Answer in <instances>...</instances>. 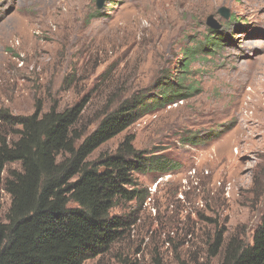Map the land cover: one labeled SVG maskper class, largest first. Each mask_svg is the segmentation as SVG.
Returning a JSON list of instances; mask_svg holds the SVG:
<instances>
[{
	"label": "rangeland",
	"instance_id": "1",
	"mask_svg": "<svg viewBox=\"0 0 264 264\" xmlns=\"http://www.w3.org/2000/svg\"><path fill=\"white\" fill-rule=\"evenodd\" d=\"M97 2L0 0V112L85 101L77 129L87 133L132 96L159 94L190 62L184 100L91 156L114 154L134 135L158 165L134 176L139 198L112 210L126 223L121 239L84 264H220L215 235L250 242L264 214V49L245 52L236 39L264 41V0ZM213 31L220 46H206ZM0 132L10 134L1 121ZM19 167L9 164L3 178ZM10 203L2 191L3 219Z\"/></svg>",
	"mask_w": 264,
	"mask_h": 264
},
{
	"label": "trees",
	"instance_id": "2",
	"mask_svg": "<svg viewBox=\"0 0 264 264\" xmlns=\"http://www.w3.org/2000/svg\"><path fill=\"white\" fill-rule=\"evenodd\" d=\"M213 32L218 38L207 40L206 46H220L223 39ZM189 66L183 64L175 79L166 78L159 94L132 96L87 133L77 129L85 101L47 112L38 102L26 116L0 112L11 134L0 132V264H84L121 239L126 223L112 210L120 201L139 198L134 176L154 171L158 164L135 148L134 135L114 154L90 158L142 117L184 100ZM13 163L19 169L4 179ZM2 191L11 199L4 219ZM211 254H221L220 264H264V214L250 242L233 237L226 243L218 232Z\"/></svg>",
	"mask_w": 264,
	"mask_h": 264
},
{
	"label": "clouds",
	"instance_id": "3",
	"mask_svg": "<svg viewBox=\"0 0 264 264\" xmlns=\"http://www.w3.org/2000/svg\"><path fill=\"white\" fill-rule=\"evenodd\" d=\"M236 39L239 40V48L245 52H250L254 48L264 49V41L261 40H245L243 34H237ZM237 51V50H236ZM240 55L241 53L237 51Z\"/></svg>",
	"mask_w": 264,
	"mask_h": 264
},
{
	"label": "water",
	"instance_id": "4",
	"mask_svg": "<svg viewBox=\"0 0 264 264\" xmlns=\"http://www.w3.org/2000/svg\"><path fill=\"white\" fill-rule=\"evenodd\" d=\"M102 6H103V0H98V2H97V7H98L99 9H101ZM219 12H220V14H221L225 19H228L229 16H230V11H229V9H227V8H225V7L220 8V9H219ZM208 26H210L211 28H215V29L218 28V25L215 23V21H214V19H213L212 16H210V17L208 18Z\"/></svg>",
	"mask_w": 264,
	"mask_h": 264
}]
</instances>
